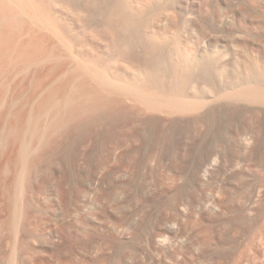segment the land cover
<instances>
[{"label":"rangeland","instance_id":"374dc122","mask_svg":"<svg viewBox=\"0 0 264 264\" xmlns=\"http://www.w3.org/2000/svg\"><path fill=\"white\" fill-rule=\"evenodd\" d=\"M11 1L0 0V38L1 36L4 37V34H8L6 32L10 26L11 33L12 30H15L13 32L14 36L17 35V38L21 37L22 41H25L27 37H25L24 32L28 31L29 25H31V30L36 27V25L34 27L32 19H29L32 12L26 9V13L23 12L25 13L23 15L18 6L13 5L14 2ZM17 1L20 2L21 0ZM36 1L41 2V0ZM47 1L49 0H42L41 4ZM58 1L53 0L51 3L57 4L60 8L63 6L61 9L66 8L64 6L65 0L63 1L64 5L60 2L62 0ZM69 1L73 2L74 0ZM115 1L117 0H98V3L95 4L92 0H75L74 2L85 5L86 10L81 11L84 14L80 12L82 18L93 21L95 24L101 25L100 23L106 21L107 17L112 16L111 19H114V23L112 22L111 26L113 25L112 30L114 31L122 26L120 25L121 22H116L118 19H116L115 14L117 12L116 5H114ZM157 5L162 6V8L157 14L159 21L154 22L153 29L156 32L158 30L163 31L169 23H173L174 27L166 31L167 38L176 37L181 39L184 46L185 44L188 45L185 46L186 49H190V52H194L196 56L198 55L200 65L196 66V72L198 73L196 74L200 76V80L204 85L203 88H201V85L195 88L199 94L208 91L210 88H222L230 85L225 79L227 73L233 78H236V75L249 73L247 70V72L244 71L247 68L243 66H240V68H243V71H240L238 66L243 65V63L249 69L253 67L252 63L255 61L264 63V0H159ZM41 6L37 7L40 8ZM113 16L115 17L113 18ZM14 23H17L18 26L17 24L15 26ZM31 30L27 34L30 35ZM120 30L118 29L119 32L115 35L119 36L118 34H121ZM20 34H23L24 37ZM31 34L33 33L31 32ZM95 34L96 36L93 34L95 36L94 40L96 38L97 40L94 46L98 47V53L104 57L111 56V54L112 56L109 58L117 57L118 50L121 47L126 48V45H128L134 51L133 53L137 54L140 61L146 63L149 69L152 68V71L158 70V64L156 65V62L149 57L143 47L144 41H147V39L146 37L143 38L144 35L141 32H139L140 39L139 36L137 39H139V42L144 39L142 40L144 43L141 41L142 46L135 37H132L133 33L130 32V36H125V39L124 34H121L123 37L121 45L123 42L124 46L119 48L113 45L114 42L120 40L116 39L117 36L111 37L116 40H113L114 42L111 40L112 44L107 36L109 33L106 35L104 32L105 35L101 34L102 36ZM142 35L143 37H141ZM104 36L107 37L109 43L106 42V38H103ZM101 39L105 42H102ZM59 41L56 38L54 42H51V47L52 49L55 48L56 52L53 49L49 53L51 49L47 46L48 50L45 48L47 51H44L43 55H35L38 56L37 59L41 57V59H38L40 62L34 58L35 56H32L33 59L30 58L29 61L28 59L27 61L23 60L24 58L17 59L21 55L19 50L22 49V43L20 42L16 46L13 45L16 47H12L15 51L9 47L12 50L9 53H12L11 57L13 59L9 57L10 54L8 57L5 56L7 54L5 52L1 64L7 62L5 58H10L8 60L12 59L16 62H13L12 66L8 65L7 69L6 65L11 60L5 66L1 65L4 67L1 68L5 71L0 69L3 72L0 75V83L2 84H0V113H4L0 114V126H3L0 127V131L2 133V130H5L4 127L9 123H13L15 128L22 127L23 129L20 128L22 132L24 129V131L27 130L25 133L23 132V136L24 134L28 135H26L28 138L24 136L25 139L23 138V140H25V146L28 147L26 156H28L27 161L30 165L25 166L26 169L28 167L27 170L25 168L22 170L26 173V175L19 176L22 180L19 182L18 177L17 182L15 181L12 184V200H15L18 205L31 203L32 206L38 208V214L41 216L38 215V218L35 219H39V226H37L39 234L43 237L47 236L46 220H58L62 215L61 210H59L60 206L67 214V216L64 215L65 222L73 220L76 223L80 222L82 225L78 224L80 233L77 235L65 229L60 240L59 253L62 259L70 260L69 258L76 257L75 260L71 258L74 263L76 259L83 256L90 262L98 260V263L101 259L103 261L106 258V262L107 259H110L107 264H264V165L260 164L261 160H264V106L238 103L236 106L241 108L239 111L223 114L219 108L225 101L211 100L207 109L199 114L180 115L159 111L144 112L138 108V101L135 98L133 101L132 98H129V95H125L128 98L123 96L119 102L113 100L114 96L111 95V101L102 104H90L85 109L73 114H66L68 107L62 104V120L54 125L52 118L55 113H52L53 110L49 109L51 107L42 106L40 108L41 103H37L43 102L42 100H45V98L47 99V89L45 92L41 89L42 92L37 91V94L34 90L37 80L34 79L47 73L62 56L66 55L67 49L63 45L61 47L62 43H59ZM108 44L111 45L108 46ZM206 49L210 51L207 52ZM8 50L6 51L8 52ZM208 53L213 54L210 56ZM16 54L20 55L17 56ZM161 58L164 60L167 58V48H164ZM165 61L168 63L167 59ZM39 67L43 68L40 69ZM46 67L48 68L47 71ZM35 70L36 72L33 73ZM43 70L46 72L43 73ZM36 74L39 77H36ZM151 74H142L145 75L144 79L146 81L144 80V82L150 84L148 86L143 82V89L145 91L146 88L149 95L152 94L153 96L154 92L157 91L156 87L159 88L156 80L161 81V83L165 81L162 84L167 88L174 84V80L168 76L169 74H165L163 80L161 77L164 75L160 76L156 73V75L158 74L157 77H160V79H157L154 73L153 76ZM149 75L154 77V80L151 76L150 79ZM61 79L62 77H57L51 81L53 83L51 86L59 85ZM144 85H146L145 88ZM167 88L166 90L170 89ZM186 88L188 89L190 86L188 85ZM228 89L232 90V87ZM72 93L71 90L64 94L62 92L63 95L58 93L51 101L61 103L66 95H72ZM133 95L135 94H130V97ZM28 99L32 100L29 102ZM1 102L4 103L1 104ZM46 108L48 109L46 110ZM19 109L25 113L22 118ZM10 124L9 127L14 126ZM33 125L36 127H33ZM248 138H252L251 141ZM174 140L189 141L188 143H192V145L185 147L187 149L185 151V163L180 172L173 178L161 179L158 176L159 173L169 174V170L166 168L167 159L161 157V154L166 152L165 150L170 146L169 143L171 144V141ZM259 140L260 142H258ZM240 143H242V146H240ZM244 143L247 144V148L246 146L244 148ZM200 144L204 145V148L198 146ZM226 145H229V147L233 145L238 150L240 147L233 164H230L227 156L229 147ZM242 152L245 155H242ZM192 153L198 156L210 153L220 163L228 166L233 165V174L228 179L222 201L218 204V207L216 205L218 209L212 213H198L194 209L193 205L202 200L204 189L207 186L194 182L193 178L197 175V170L194 166ZM0 156H2V146H0ZM33 165L37 166L38 172L37 180L31 185L27 176L30 177V173L35 168ZM118 167L125 168L129 176L130 184L127 190L126 210L128 215L134 214V220L131 221V224H127L126 257L122 263L119 262L118 256H116L118 236L115 232V234L112 233L113 235L108 237L109 242L106 240L107 243H105L104 238L96 236L97 246L93 254L85 256V246L88 240L92 238L89 236L90 231L87 226L85 227L86 224H82L84 221L87 223L98 220L99 217L102 218V215L98 213V209L101 203H105L108 192L114 190L116 192H112L115 195L118 194V188H114L117 180L116 182L110 180L111 176L116 179ZM150 168H152L154 175L147 173ZM23 175L24 177H22ZM60 178H62L60 183L61 194L59 193L60 195L56 196L53 190ZM27 181L29 182L27 183ZM148 186L152 193L149 195L140 194L139 190ZM0 192V205H4L7 199H5L6 196L1 188ZM51 209L55 211L52 212ZM75 209L76 211L73 213L72 210ZM77 211H80V213H77ZM39 217L44 224H42L43 222L40 221ZM168 225H173L176 235L170 231L164 232ZM134 227L138 229L137 232H134ZM85 228H87V231ZM105 234L107 235L108 232H105ZM155 235L165 238V245L154 248L151 239ZM37 243L39 241L37 242L33 238L31 244L35 245ZM5 244L2 254L5 255L0 258L1 264H5L6 255L10 252V248ZM104 262L105 260L100 264H106Z\"/></svg>","mask_w":264,"mask_h":264},{"label":"bare ground","instance_id":"6f19581e","mask_svg":"<svg viewBox=\"0 0 264 264\" xmlns=\"http://www.w3.org/2000/svg\"><path fill=\"white\" fill-rule=\"evenodd\" d=\"M12 1L14 2L13 5L16 4V6H18V8L20 9V11H22V13L23 12L26 13V9L31 10L32 14L30 13L31 18L29 17V19H32L31 21H33L34 27L36 25V27L34 28L36 30L35 31H34V29L31 30L30 29L31 25L27 24L30 26L28 31L31 30V32L33 34H31V32H30V35H29V33L27 34L28 31L24 32L25 37H27V38L29 37V38L28 39L25 38V41L24 40L22 41L21 37H20L21 38L20 39V38L16 37L17 35L14 36L13 32L15 30H12L13 32L11 33V30H10L11 27L10 26L8 27L9 30L6 32L8 34H4V37L1 36V38H0V69L4 68L1 65L5 66V64L7 62L9 63L13 59L11 57L12 53L10 54L9 52L10 51L12 52V50L14 48H16L13 45L16 46L21 41H22L21 42L22 43L21 44L22 49L19 50L21 52L20 53L21 55L18 54V55H20L19 56L20 58L19 57L17 58L18 55L16 54L17 55L16 58L20 59V60L24 58L23 60L27 61V59H28V61H29L30 58H31V60L33 59L32 56L43 55L48 50L47 46L50 47V49H51V50L49 49L50 50L49 53L52 52L53 49L55 51V48L52 49V47H51V42H54V39L56 40V38H58V41L60 40L59 43H62L61 47L63 45L67 49L66 55L64 53L65 56H62V54H61L62 57L60 60H58L57 64H55V66H53L51 69H49V71H47L48 68L46 67L47 69L46 68L45 69H46L47 73H45L46 71L43 70L44 71L43 73H45L46 75L42 74L44 76L39 75L40 76L39 77L38 74H36L35 76L36 77L38 76L39 78L34 79V80H37V83L34 85V86H36V87H34L35 88L34 90L36 93H37V91L40 92L41 89H43L45 92V90L47 89L46 90L48 93L47 99L45 98V100H42L43 102H37V103H39V104L41 103L40 108H42V106H46V107L50 106L51 107L49 109H52L53 112L52 111L51 112L55 113L54 117L52 118V120H53L52 123H54V125L55 124L57 125L62 120V117H63V115H62L63 110L61 108L62 104H64L65 106L68 107L66 114H71V113L73 114V113H75L81 109L82 110L85 109L86 107L90 106V104L95 105L97 103H99V104L106 103L107 101L112 99L110 97L111 95L114 96L113 100L115 99V101H119V102L122 100V97L125 95H129V98H132L133 101L135 98L138 101L137 102L138 104L135 102L137 104L138 108L144 112L159 111V112H165L168 114H180V115L199 114V113L205 111V109H207V106H208L209 102H211V100L212 101L213 100H215V101L224 100L225 101L224 103H222L221 107L219 108V110L223 114H227L229 112L231 113V112L239 111L241 108L239 106H236V104H238V103H243V104H247V105L255 104V105L264 106V63H260V62H256V61L254 63H252L253 67L251 66L252 68H250V69L247 67L246 64H245V66H246L245 67L244 63H243V65L241 64L238 66L239 68H240V66L247 68L244 71L245 72L249 71V73L247 72V74H244L245 76L243 74L242 75L240 74L239 76L236 75L237 76L236 78L235 77L233 78V77L227 75L228 74L227 73L226 74L227 77L225 76L226 77L225 79H226V82L229 83L230 85L223 86L222 88H210V89H208V91L206 90V92H204L202 94H199V92H196V89H195L196 87H198L200 85H201V88L204 87L203 82L200 80V76H198L197 75L198 73L196 72V68H197L196 66L200 65V60L197 57L198 55L196 56L194 52L193 53L190 52V49H186V47L188 45L186 46V44H185V46H186L185 47L183 44V41H181V39L176 38V37L175 38L172 37L171 39L167 38L166 31H168L174 27L173 23H169L167 28L163 31L158 30L156 32V30L153 29L154 22L156 23L159 21L158 20L159 17L157 16V14H159L160 9L162 8V6L157 5L159 0H117V1H115L116 3H114V5H116L115 8L117 10V12L115 11L116 12L115 13L116 19H118V21H116V20L115 21L122 23V24L120 23V25H122L121 26L122 28L119 27L118 29L122 30V31L120 30V32H121V34H124V39H125V36H130V32H131V33H133L132 37H135L137 42H139L138 41L140 39L139 32H141L144 35V37H143V35L141 37H143V38L146 37V39H147V41H144L145 42L144 45H143L144 42L142 41L144 39H141V41L143 42L142 45H143L146 53H148L149 57L156 62V65L158 64L157 65L158 66L157 71H152V68L149 69L146 66L145 62L140 61V58L137 57V54L133 53L134 51L131 50L128 45L125 44L126 48L121 47V46H124L123 42L121 45V41H122L123 37L121 34H118L119 36L115 35V33L117 34L119 32V31H117L118 30L117 28H115L117 30H114V31L112 30L113 25L111 26V23L114 20V19L113 20L111 19L112 16L107 17V20L103 22L104 25H102L103 23H100L101 25H98V24L93 23V21H90V20L88 21V20H85V18L84 19L82 18L81 13L84 12L83 11L84 9L86 10V8L84 7L85 5L84 6L80 5L79 3L74 2L75 0L73 2L69 1V0L68 1H66V0L60 1L59 0L60 2H62V5H64V3H65V5H64V6H66V8L64 7L65 10H64V8L61 9L63 6L60 8L57 4L55 5V3H56L55 1H54L55 3L52 2L53 3L52 4L51 1H53V0H51V1L49 0L50 2L47 1L44 4H41L42 0H41V2H37L36 0L35 1L34 0H21L20 2L19 1L16 2V0L15 1L12 0ZM63 1H64V3H63ZM92 1L94 4L98 3L97 2L98 0H96V1L92 0ZM35 2H37L38 4L40 3V4L38 5ZM40 5H42L41 6L42 8L41 7L38 8ZM96 6H97V4H96ZM92 7H94V6L92 5ZM16 9H17V7H16ZM3 11H4V9H3ZM81 11H83V12H81ZM25 13H23V15ZM20 15H21V13H20ZM109 15H111V14H109ZM4 16H5V14H4ZM22 17H24V16H22ZM114 17L115 16H113V18ZM14 19H16V18H14ZM12 22H14V21H12ZM15 24H17V23H14V25ZM1 26H3V25H1ZM17 26H18V24H17ZM25 27H26V25H25ZM14 28H12V29H14ZM104 32L106 35H107V33H109L107 36H108V39L110 38L109 39L110 41L114 40L111 38L112 36L113 37L117 36L116 39L117 38L120 39V40L117 39L118 42L116 40H114L117 42V45H116V42L113 41L115 43V44H113V42L111 41L115 47L116 46L118 48L121 47L117 52L118 55L116 54V51H115V54L117 55V57L109 58L112 56L111 53H110L111 56L104 57L103 55L98 53V51H97L98 47L94 46L95 41L97 40V38H96V40H94V37L96 36L95 33H97V35H101V34L103 35ZM125 33H127L128 35L127 34L125 35ZM1 35H3V34H1ZM26 35H28V36H26ZM15 37H16V39H15ZM23 37H24V35H23ZM137 37L139 39H137ZM103 38L107 39V37H105V36ZM108 39L106 42L109 43ZM102 40L103 39H101V41ZM136 40H134V41H136ZM141 41L139 42L140 45H141ZM102 42H105V40ZM52 44H54V43H52ZM110 45L108 44V46H110ZM9 47H11L12 50H10ZM12 47H14V48H12ZM17 47H19V46H17ZM54 47H55V45H54ZM45 48L47 50H45ZM164 48H167V58L166 59L168 60V63H166V61H165L166 59L164 60L161 58V55L163 54ZM113 49H114V47H113ZM6 50H8V52ZM142 50H143V48H142ZM263 50H264V46H263ZM13 51H15V49ZM19 51H17V52H19ZM209 51L207 50V52H209ZM5 52L7 54H5ZM61 53H63V52H61ZM3 54H5V56L7 55V57L10 54L9 57H11L12 59L8 60L10 58H8V59L5 58V60L7 62H4L5 64H1V62H3V60H4ZM208 54H210V53H208ZM211 54H213V53H211ZM211 54H210V56H211ZM38 56H35L34 58L37 59ZM39 58L41 59V57H39ZM31 60H30V62H31ZM33 61H36V60H33ZM38 61L40 62V60H38ZM56 61H57V59L55 60V62ZM11 62H10L11 64L9 63L6 65L7 69H8V65L12 66L13 62H16V61L12 60ZM21 63H23V62H21ZM38 65H39V63H38ZM248 65H250V64H248ZM1 67H3V68H1ZM39 68L41 69L43 67H39ZM40 69H39V71H40ZM242 69L243 68H240V71ZM39 71L37 70V72H39ZM35 72H36V70L33 73H35ZM40 72H42V70ZM224 72H225V70H224ZM1 73H3V72L1 71L0 75H1ZM144 73L145 74H148V73L151 74L152 73L151 74L152 76L155 74V77H157L158 74H160V76L164 75L163 77H161V79L162 78L164 79V77L167 74H169L168 76L171 77L172 80H174V82H173L174 84H172V86L170 85L171 87H168V88H170V89H168L167 87H164V85H163L165 81L162 82L163 83L162 84L161 81L156 80V81H158V82H156V84L157 83L159 84V86H158L159 88L156 87L157 91H155V89L153 88L154 86H153L152 89H154V91L156 93L154 92L153 96H152V94L149 95L147 89L145 88L149 82H147V83L144 82V80H145L144 76L145 75H142ZM156 73H158V74L156 75ZM5 75H6V73H5ZM151 75H149L148 77L150 78ZM1 77H3V76H1ZM57 77H62L61 83L57 86H51L53 84L51 81L55 80ZM152 78H153L152 80H154V77H152ZM158 78L160 79V77H157V79ZM143 82L146 83V85H144L145 91L143 89ZM188 85L190 86V88L187 89L186 87ZM148 86H150V84H148ZM165 86H166V84H165ZM227 86L230 89L232 87V90H229L227 88ZM166 88L168 90H166ZM233 88H235V89H233ZM70 90H71V92L73 91L72 95H66L61 103H56L55 101H51L52 98L54 100V97L58 93L61 94L63 92V94H64ZM146 91H147V93H146ZM33 94H34V91H33ZM33 94H32V96H34ZM63 94H61V95H63ZM130 94H135V95L130 97ZM125 97H127V96H125ZM32 99H33V97H32ZM32 99H30V100H32ZM30 100H29V102H30ZM49 101H50V103H49ZM11 102H12V100H11ZM3 103L4 102H1V104H3ZM27 104H29V103H27ZM35 105H36V103H35ZM1 106H3V105H1ZM47 109L48 108H46V110ZM1 110H3V109H1ZM41 110H44V109H41ZM19 111H20L19 112L20 117L22 118L24 116L23 114H25V113H23V110L19 109ZM5 113H7V112H5ZM0 114H4V113H0ZM225 117H227V116H225ZM26 118H29V117H26ZM11 119H7V120H11ZM7 120H4V121H7ZM31 121H33V120H31ZM26 122H28V121H26ZM26 122H25V124H26ZM224 122H225V120H224ZM11 124H13V123H11ZM219 124L221 125V123H219ZM0 127H3V126H0ZM6 127H4L5 130H2V133L0 131V146H2V156H0V182H1L0 188L3 190V194L6 196L5 199H7V201L5 200L6 203L4 205H0V258H2L5 255V254L4 255H2V254L4 251L3 250L4 244L6 243L5 245H8L7 247L10 248V252H9V254L6 255L7 257L5 256L6 259L4 257L5 262L4 261L3 262L5 264H64L65 263L64 261L66 259L65 260L62 259L61 255L59 253V248L61 245L60 240L64 234V231H65V229H67V230H69L70 233L77 235L80 233L79 232L80 229H78V226H79L78 224H80V226H82V225L80 222L76 223L73 220L65 222L66 218L64 217V215L67 216V214L65 213L64 209L58 205L59 210H61L62 215L58 220L54 219L55 221H53V220L48 221L49 219L46 220L47 222L45 223V226L47 225L48 232H47V236L45 235L43 237L41 234H39L40 232H38V229H37V226H39V222H38L39 219L38 220L35 219V218H38V215L41 216L40 214H38V211H39L38 208L32 206L31 203L18 205V203H15L16 202L15 200L14 201L12 200V186H13L12 184H14L15 181L17 182L16 179L19 176H21L22 174L26 175V173H24V171H22V170L25 168L26 165L29 166L30 164L27 161L28 156H26L28 153V147L25 146L26 143L24 144L25 140H23L24 136L27 135V134L26 135L24 134V136H23V132L25 133L27 130L24 131L25 130L24 129L22 132L23 128L22 127H20L22 129H20L18 127L15 128V125L14 126L11 125L10 127L8 126L7 129H6ZM33 127H36V126L33 125ZM36 131H37V129H36ZM34 132H35V130H34ZM37 132H36V134H37ZM252 135H254V134H252ZM255 137H257V136H255ZM251 139H249V140L251 141ZM261 139H262V137H261ZM188 142L180 141V140L171 141V144L169 143L170 146H168V148L165 150L166 152H163L162 154L160 153L161 157H164L165 159H167L166 168L169 170L168 175H164L162 173L158 174V176H160L161 179L173 178L176 176L177 173L180 172L181 167L185 163V157H186L185 151L187 150L185 147L192 145V143L190 144ZM252 142H253V140H252ZM258 142H260V140ZM240 144H241L240 146H242V143H240ZM253 144H254V142H253ZM246 145L247 144L244 143V148ZM198 146H201L204 148V145H202V144H200ZM226 146H223V147H226ZM227 147H229V145ZM246 148H247V146H246ZM238 151H240V147H239V150L237 147H235L233 145L228 148L227 156L229 157L230 164H233V162L236 160ZM243 151H244V149H243ZM54 152L56 153V151H54ZM246 152H247V150H246ZM160 154H159V156H160ZM192 154L194 156V166L197 170V175L194 176V178H193L194 182H196V183L198 182V184H200V185L207 186V188L204 189V196H203L202 200L199 203L197 202L196 204L193 205L194 209L198 213H212L218 209L217 208L218 204L222 201V195L226 190L228 179H230V177L233 174L232 173L233 172V169H232L233 165L228 166V165L220 163L210 153H206L203 156H198L195 153H192ZM251 154H254V153H251ZM242 155H245V154H243V152H242ZM43 160L45 161V158ZM260 164L264 165V160H261ZM34 167L35 168L30 173L31 175H29L30 177L27 176V178H29L28 180L30 181V182L27 181V183L29 182V184L31 183V185H32V183L34 184V182L37 180L38 168H37V166H34ZM27 169H28V167H27ZM27 169L25 168V170H27ZM147 173L154 175L153 174L154 172H152V168H150V170ZM116 174H117L116 179L114 176H111L110 180L112 182H114V180L116 182V180H117V183L114 184V188H118L117 190H119V192L116 195L114 194L116 192V191L114 192V190H112L114 193L112 191L108 192L107 197L105 199V203L104 204L101 203V205L98 209V213L100 215H102V218L99 217L98 220H94L93 222L89 221L87 223L85 221L84 222L82 221L83 222L82 224H86L85 227L87 226L88 230L90 231L89 236L92 238V239L88 240V242L85 246V256L93 254L94 249L97 246L96 236H100L99 238H104L105 243H107L106 240H108V242H109L108 237L112 236L113 235L112 233L115 232L118 236L117 248H116V254L117 255L116 256H118L119 262L122 263V262H124L125 257H126V255H125V247H126L125 246L126 245L125 237H126V232L128 230L127 224H131V221L134 220V216H133L134 214L128 215L127 210H126L127 190H128V185L130 184L127 171L125 168L118 167ZM22 177H24V175ZM18 179H20V180H18L19 182L22 180L21 177H19ZM61 179L62 178H60V181H57L58 183H56L57 185H56L55 189L53 190L54 191L53 193H55L56 196L57 195L59 196L61 194L60 193ZM119 188H121L122 190H120ZM139 191H140V194L144 193L145 195H149L150 193H152V190L149 188V186L145 187L144 189L141 188ZM0 195H1V192H0ZM20 198H21V196H20ZM19 201H20V199H19ZM216 205H217V207H216ZM58 206H57V208H58ZM53 211H55V210H52V212ZM74 211H76V209L72 210L73 213H74ZM78 212L80 213V211H77V213ZM40 221L43 222L42 219ZM42 224H44V222ZM40 228H41V226H40ZM87 228H85L86 231H87ZM173 228H174L173 225H168V226H166L164 232L167 233L168 231H170L176 235L177 234L176 230H174ZM137 231H138V229L136 227H134V232H137ZM105 232H108V234H107L108 236L105 234ZM82 234H84V233H82ZM33 238H35L37 240V242L39 241V243H37L35 245L31 244V241ZM151 242H152V246L154 248L162 247L163 245H165V238H161L160 235H155L152 237ZM107 257H109V256H107ZM71 258H69V259L71 260ZM75 258H72V259L75 260ZM70 260H66L65 264H72V263L73 264H96V262H97V264H100L104 260L106 262V258L103 261H101L102 260L101 259L99 263H98V260L97 261L95 260L96 262H90L86 258H83V256L76 259L75 263L73 260H71L73 262H71ZM108 260L110 261V259H107V262H108ZM107 262H106V264H107Z\"/></svg>","mask_w":264,"mask_h":264}]
</instances>
